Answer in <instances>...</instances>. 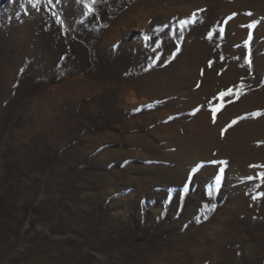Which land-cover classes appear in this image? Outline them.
Here are the masks:
<instances>
[{
  "label": "rangeland",
  "instance_id": "rangeland-1",
  "mask_svg": "<svg viewBox=\"0 0 264 264\" xmlns=\"http://www.w3.org/2000/svg\"><path fill=\"white\" fill-rule=\"evenodd\" d=\"M262 173L264 0H0V264H264Z\"/></svg>",
  "mask_w": 264,
  "mask_h": 264
},
{
  "label": "snow or ice",
  "instance_id": "snow-or-ice-1",
  "mask_svg": "<svg viewBox=\"0 0 264 264\" xmlns=\"http://www.w3.org/2000/svg\"><path fill=\"white\" fill-rule=\"evenodd\" d=\"M146 39H150V38L146 37ZM210 64H211V62H210ZM238 87L242 88L243 87V84L239 85ZM233 94H234L233 93V90L232 89H229L226 92H221L219 94V96L218 97H214V99H223L225 96H231ZM213 111L215 112L216 109H213ZM261 176L264 177V173H262ZM249 179H252V177H249ZM262 183H264V180H262ZM261 195H264V193H261ZM206 207H207V205H206ZM212 207H214V205Z\"/></svg>",
  "mask_w": 264,
  "mask_h": 264
}]
</instances>
